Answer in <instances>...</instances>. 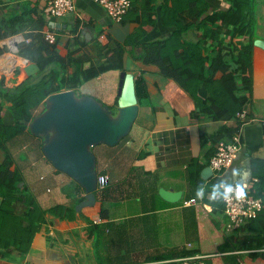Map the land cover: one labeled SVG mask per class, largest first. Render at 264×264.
Returning <instances> with one entry per match:
<instances>
[{
    "label": "crops",
    "instance_id": "obj_1",
    "mask_svg": "<svg viewBox=\"0 0 264 264\" xmlns=\"http://www.w3.org/2000/svg\"><path fill=\"white\" fill-rule=\"evenodd\" d=\"M149 1L157 12L152 24L146 22L150 15L142 13ZM164 2L134 0L136 13L125 24H117L92 0H75V13L61 18L48 17L40 0H0V30L6 21L19 19L20 34L40 32L44 36L52 31L59 53L75 57L86 54L89 60L100 63L105 59L106 46L124 43L136 31L145 33L140 43L167 37L172 29L159 19ZM209 2L213 9L227 6L222 0ZM255 6L256 35L264 40V0H255ZM141 17L145 21H140ZM197 35L189 34L193 39ZM16 61L21 67L6 77L8 88L40 78L35 64L25 58L17 57ZM254 62L252 91L241 94L249 98L242 111L247 113L246 120L236 117L216 121L198 115L194 97L156 71L142 72L131 56L127 57L125 71L99 76L84 84L80 94L73 90L77 99L92 98L118 118L120 83L126 72L135 77L138 100L129 134L114 146L99 144L92 148L97 174H107L110 183L97 188L93 207L79 210L77 206L87 200L86 189L48 159L44 149L52 143L54 133L44 127L39 132L33 128L35 120L51 109L48 97L45 111L26 124L28 129L9 143L7 151L13 168L24 173L25 183L45 209L62 205L75 210L46 213V222L35 235L29 253L14 251L0 258V264H178L180 258L193 255L203 256L206 264H264V247L241 248L247 237L264 236V222L230 229L219 188L220 180L240 184L257 179L252 185L260 189L264 200V50H255ZM221 76L218 73L217 77ZM198 96L206 97L205 90L201 89ZM9 106L7 103L4 116L7 125L14 122ZM223 126H241L243 148L221 179L213 175L205 179L203 171L210 167L217 142L231 137L219 135ZM5 161L6 153L0 149V165ZM196 164L202 168L195 183L190 174ZM161 190L180 192V200H166ZM192 198L198 201L195 205L183 206ZM18 207L22 208L18 211ZM14 208L17 214L25 212L23 204L15 203ZM104 209L107 212L102 216Z\"/></svg>",
    "mask_w": 264,
    "mask_h": 264
},
{
    "label": "trees",
    "instance_id": "obj_2",
    "mask_svg": "<svg viewBox=\"0 0 264 264\" xmlns=\"http://www.w3.org/2000/svg\"><path fill=\"white\" fill-rule=\"evenodd\" d=\"M222 1L227 6L213 9L209 0H165L159 19L165 27L172 29L167 37L140 43L145 33L136 31L124 43L106 46L105 59L100 63L89 60L86 54L78 57L62 55L40 32L26 36L31 41L20 46L19 54L38 67L40 78L36 82L27 81L16 88H8L6 78L0 77V149L6 153V161L0 165V258H7L14 251L22 255L29 253L35 235L46 222V213L75 210L62 205L45 209L25 183L24 173L13 168L7 151L9 143L28 129L26 124L45 111L49 96L80 90L84 84L108 72L125 71L127 57L131 56L142 72L156 71L174 80L194 97L200 109L198 115L216 121H230L245 109L249 98L241 94L252 91L254 53L258 49L255 46L258 39L254 24L255 0ZM151 2H145L142 13L150 15L146 22L152 24L156 22L157 12ZM134 13L136 10L132 4L121 24H125ZM143 17L140 21H145ZM20 25L19 19L6 21L0 30V41L20 33L17 32ZM196 32V39L189 36ZM218 73L222 74L220 78ZM201 89L206 92L204 98L198 96ZM7 103H10L9 110L14 118L11 125L4 121ZM240 128L223 126L219 135L232 136ZM201 168L196 164L195 172L191 171L190 179L195 183L200 179ZM250 194L263 200L259 188L253 187ZM15 203L25 205V212L17 214ZM106 212L102 210V216ZM262 214L264 209L257 219L247 224L252 227L254 223L264 222ZM94 230L91 229V236ZM255 247H264V236L247 237L241 248Z\"/></svg>",
    "mask_w": 264,
    "mask_h": 264
},
{
    "label": "water",
    "instance_id": "obj_3",
    "mask_svg": "<svg viewBox=\"0 0 264 264\" xmlns=\"http://www.w3.org/2000/svg\"><path fill=\"white\" fill-rule=\"evenodd\" d=\"M255 46L264 50V40L257 39ZM120 87L118 118L92 98L80 100L73 90H67L49 96L51 109L33 123L37 132L44 127L54 133L52 143L44 149L50 162L86 189L87 200L77 206L78 210L93 207L97 201V160L92 148L99 144L116 145L135 122L138 100L134 75L123 72ZM212 175L211 167L203 171L205 179ZM160 194L170 202H178L181 197L180 192L161 190Z\"/></svg>",
    "mask_w": 264,
    "mask_h": 264
},
{
    "label": "built area",
    "instance_id": "obj_4",
    "mask_svg": "<svg viewBox=\"0 0 264 264\" xmlns=\"http://www.w3.org/2000/svg\"><path fill=\"white\" fill-rule=\"evenodd\" d=\"M101 5L113 22L122 23L125 15L130 10L132 0H92ZM41 7L46 12L48 17L61 18L76 11L75 0H40ZM44 38L50 44L56 43V37L52 31H47ZM30 38L24 34L11 35L0 41V77H9L21 67L17 64L16 58L20 56V46L23 43H29ZM239 119L246 120L247 113L240 112L237 114ZM243 148L242 135L239 132L234 133L231 137L220 140L215 146V154L210 160V167L213 171V176L216 179H221L224 172L230 169L236 160L238 154ZM257 179H253L251 183H242L240 198L236 197L235 191L229 193L230 198L225 199L223 193L225 188L231 186L233 190L238 185L227 183L223 180L219 181V188L221 190V200L224 204V214L227 217L229 224L228 227L232 230L240 229L245 226L249 221L255 220L259 217L264 209V202L261 198L254 197L250 194L253 188V183ZM110 178L107 174H99L97 176V188H105L109 185ZM196 198H192L183 202V206H192L197 203ZM178 264H206L205 258L199 255L186 256L177 261Z\"/></svg>",
    "mask_w": 264,
    "mask_h": 264
},
{
    "label": "clouds",
    "instance_id": "obj_5",
    "mask_svg": "<svg viewBox=\"0 0 264 264\" xmlns=\"http://www.w3.org/2000/svg\"><path fill=\"white\" fill-rule=\"evenodd\" d=\"M233 191H235L237 198L241 197L240 193L242 192V187L238 185L235 190H233V188L231 186L226 187L225 191L223 193L224 198L226 200L229 199L230 198L229 193H232ZM198 194H202V190L200 192H198Z\"/></svg>",
    "mask_w": 264,
    "mask_h": 264
},
{
    "label": "rangeland",
    "instance_id": "obj_6",
    "mask_svg": "<svg viewBox=\"0 0 264 264\" xmlns=\"http://www.w3.org/2000/svg\"><path fill=\"white\" fill-rule=\"evenodd\" d=\"M257 5L259 4V3H256ZM255 9L257 10V7L255 6ZM255 33H257V31L255 32ZM13 76V75H12ZM9 77H11V76H9ZM12 78H10L9 80H11ZM77 92H78V94H80L79 93V90H77ZM219 142V141H218ZM22 207H18V211L21 209Z\"/></svg>",
    "mask_w": 264,
    "mask_h": 264
}]
</instances>
